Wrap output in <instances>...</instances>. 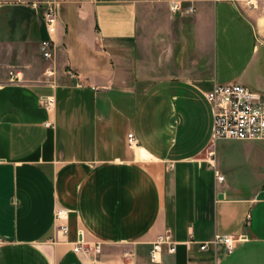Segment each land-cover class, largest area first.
<instances>
[{"label": "crops", "instance_id": "0c3cea01", "mask_svg": "<svg viewBox=\"0 0 264 264\" xmlns=\"http://www.w3.org/2000/svg\"><path fill=\"white\" fill-rule=\"evenodd\" d=\"M182 1L62 0L46 59L43 0H0V264H264V140L213 144L206 96L264 94V0Z\"/></svg>", "mask_w": 264, "mask_h": 264}, {"label": "built area", "instance_id": "2783aa9c", "mask_svg": "<svg viewBox=\"0 0 264 264\" xmlns=\"http://www.w3.org/2000/svg\"><path fill=\"white\" fill-rule=\"evenodd\" d=\"M248 4L256 5L253 0H246ZM44 13L43 18L50 35L48 39L42 40L40 44L41 53L44 58L52 59L55 55L56 45L53 36L57 32L58 24L61 21L62 0H43ZM171 11L177 13L185 11L186 13H194V5H188L184 8L182 0H171ZM54 67H49L48 75L55 73ZM207 99L211 103L214 111V128L212 133V143L219 141H245V140H264V94L259 91L252 90L248 86L231 82L226 84L215 83L213 88L206 94ZM52 99L48 100L51 104ZM130 143L134 142L133 133L129 134ZM213 150L209 151L212 157L209 163L214 166ZM215 173L219 181H223L225 176L220 174L215 168ZM67 213L64 209H59L56 213L57 218H62ZM248 223V221H246ZM61 230L66 232L68 226L61 224ZM248 239L247 234L228 235L215 233L214 236L207 241L200 243L202 250H208L211 247L218 248L223 246L226 254H232L239 242ZM164 246L168 247L169 252L176 251V242L173 240L171 231L161 234L153 243L151 249V259L159 261ZM76 252L89 254L91 250L96 253L101 251V243H95L92 247L84 245L80 241L74 248Z\"/></svg>", "mask_w": 264, "mask_h": 264}, {"label": "rangeland", "instance_id": "374dc122", "mask_svg": "<svg viewBox=\"0 0 264 264\" xmlns=\"http://www.w3.org/2000/svg\"><path fill=\"white\" fill-rule=\"evenodd\" d=\"M247 2V1H246ZM252 5V4H251ZM173 13V12H172ZM173 14H176V13H173ZM172 23L175 21L177 23V19H176V16H174V18L171 20ZM166 34H164L165 36ZM168 37L167 39H162L163 41L161 42V45H162V52H170L171 50V46L174 44L175 47L176 45L178 44L177 40L174 39L175 38V33L171 34V33H167Z\"/></svg>", "mask_w": 264, "mask_h": 264}]
</instances>
